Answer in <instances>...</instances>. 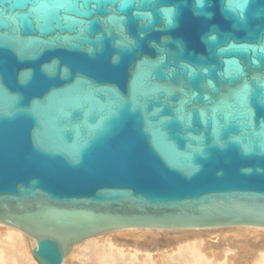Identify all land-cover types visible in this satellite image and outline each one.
<instances>
[{"label": "water", "instance_id": "1", "mask_svg": "<svg viewBox=\"0 0 264 264\" xmlns=\"http://www.w3.org/2000/svg\"><path fill=\"white\" fill-rule=\"evenodd\" d=\"M227 3L0 0V222L40 264L116 228H264V0Z\"/></svg>", "mask_w": 264, "mask_h": 264}, {"label": "bare ground", "instance_id": "2", "mask_svg": "<svg viewBox=\"0 0 264 264\" xmlns=\"http://www.w3.org/2000/svg\"><path fill=\"white\" fill-rule=\"evenodd\" d=\"M35 247L34 238L0 222V264H40ZM68 253L63 264H264V228H116Z\"/></svg>", "mask_w": 264, "mask_h": 264}, {"label": "clouds", "instance_id": "3", "mask_svg": "<svg viewBox=\"0 0 264 264\" xmlns=\"http://www.w3.org/2000/svg\"><path fill=\"white\" fill-rule=\"evenodd\" d=\"M249 2L250 0H228L227 8L229 11L237 13L241 18H243ZM203 6H204V0H197V7L202 8ZM161 13L164 17L165 23L168 24L169 26H172L174 24L175 9L172 7L162 8ZM148 16L150 18L151 14L148 13ZM210 39L214 40L215 36L210 37Z\"/></svg>", "mask_w": 264, "mask_h": 264}, {"label": "rangeland", "instance_id": "4", "mask_svg": "<svg viewBox=\"0 0 264 264\" xmlns=\"http://www.w3.org/2000/svg\"><path fill=\"white\" fill-rule=\"evenodd\" d=\"M239 244H240V243H239ZM27 246H28V250H30V245L28 244ZM233 246H234L233 248H237V251L240 250V248H238L237 245H233ZM240 246H241V244H240ZM154 249H157V248H154ZM78 264H79V263H78Z\"/></svg>", "mask_w": 264, "mask_h": 264}]
</instances>
